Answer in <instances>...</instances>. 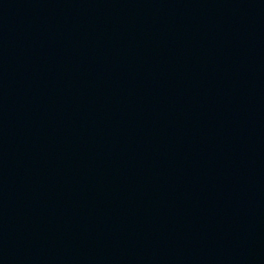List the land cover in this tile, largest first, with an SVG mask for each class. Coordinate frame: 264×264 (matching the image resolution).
I'll return each instance as SVG.
<instances>
[{"label":"water","instance_id":"water-1","mask_svg":"<svg viewBox=\"0 0 264 264\" xmlns=\"http://www.w3.org/2000/svg\"><path fill=\"white\" fill-rule=\"evenodd\" d=\"M0 264H264V0H0Z\"/></svg>","mask_w":264,"mask_h":264}]
</instances>
